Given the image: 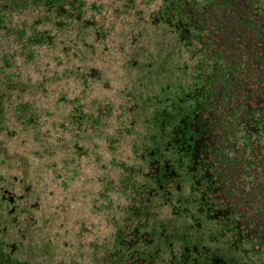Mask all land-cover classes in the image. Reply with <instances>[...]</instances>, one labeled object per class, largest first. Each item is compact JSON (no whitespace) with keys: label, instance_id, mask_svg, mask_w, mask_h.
<instances>
[{"label":"trees","instance_id":"trees-1","mask_svg":"<svg viewBox=\"0 0 264 264\" xmlns=\"http://www.w3.org/2000/svg\"><path fill=\"white\" fill-rule=\"evenodd\" d=\"M0 264H264V0H0Z\"/></svg>","mask_w":264,"mask_h":264},{"label":"rangeland","instance_id":"rangeland-1","mask_svg":"<svg viewBox=\"0 0 264 264\" xmlns=\"http://www.w3.org/2000/svg\"><path fill=\"white\" fill-rule=\"evenodd\" d=\"M143 38L140 39L142 45L147 48V50H145L143 58L139 61L141 62V65H139V71H145L149 68L154 69L152 67L151 64H148L147 66H145L146 62H150V61H155L159 58L158 52L159 51H155V45L157 42H159V46L160 48L165 47L166 51H170L167 54H164L162 56L166 57L169 56L173 51V43H174V39L168 34L158 30H153L151 28L149 29H144L143 30ZM146 57V58H145ZM129 77V76H128Z\"/></svg>","mask_w":264,"mask_h":264}]
</instances>
